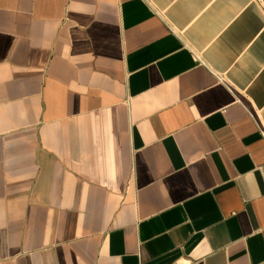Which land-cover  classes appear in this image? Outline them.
I'll list each match as a JSON object with an SVG mask.
<instances>
[{
	"label": "crops",
	"instance_id": "obj_1",
	"mask_svg": "<svg viewBox=\"0 0 264 264\" xmlns=\"http://www.w3.org/2000/svg\"><path fill=\"white\" fill-rule=\"evenodd\" d=\"M0 264H264V0H0Z\"/></svg>",
	"mask_w": 264,
	"mask_h": 264
}]
</instances>
